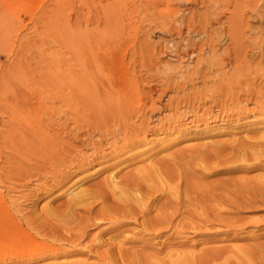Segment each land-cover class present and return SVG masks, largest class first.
<instances>
[{"label": "bare ground", "instance_id": "6f19581e", "mask_svg": "<svg viewBox=\"0 0 264 264\" xmlns=\"http://www.w3.org/2000/svg\"><path fill=\"white\" fill-rule=\"evenodd\" d=\"M133 1L134 3L128 4L129 2L127 3V1L125 0H113L111 2L108 1L105 6L103 5L104 7L103 9H101V12L106 16V20L101 19L102 17L100 19L103 20L104 23L106 22V24L103 29L100 28L101 30H98L97 28L96 30H93L92 28L83 26V61H80L82 67L80 69L81 71H77L79 73L71 77L73 82H77L78 86L83 88V96L87 97L88 95L87 98H89L85 99L86 97H83V115L78 112L74 114L72 113L73 115L65 113L63 115L57 116L58 118H56L55 116H38L36 118H33L31 121L28 120L30 122L29 135H24L22 132V135H19V130V132L17 131V133H19V141H15L14 139H12L15 142L20 143V146L18 147L19 150H21L23 153L26 151H30V153H33V157L31 158H27L29 154L26 155L25 153L24 155L20 151L18 152L19 154L17 153V155H20L19 157H22V159H27L24 160L25 162L27 161L30 164L27 165L23 163L22 160L20 161L15 158L16 160H18L16 161L14 159V155L16 153L13 155V159L15 160L14 162L13 159H11L12 156H9V153L7 152L8 156L11 157L10 159L13 161H9V165L7 166L8 169L12 170L17 176H21L27 173L28 175L32 176V179L34 178V188H32L31 190L28 187L31 192L33 191L34 197H37L38 193L46 195L50 194L54 188L56 189V187H60L65 183H68L70 178L75 177L77 173H83L81 176H79L81 179H85L88 176L90 177L91 175H86L85 173L94 163H105L106 165H104L103 170L107 171V174L105 175V177H103V180H94L92 181V183L86 186L75 188L72 191L70 190L71 192L69 191V195L67 194L68 196L58 205L52 207L47 206L46 210H44L46 211L44 212V214L46 213L45 216H48V219L45 217L47 220L46 223L49 222L48 224H46V227L44 226L43 228H40L39 226V229L37 228L38 225L37 227L28 225L29 227L28 229H26L23 228L24 226H21L22 224L19 225L17 223L18 221H14L15 225L11 222L13 227L10 226L9 221H0V249L1 246H7V248L10 247L11 250L21 251V254L27 256L22 260L25 263L37 264V262H41L42 264L44 262V264H144L145 261L148 262L152 258L154 259L157 257H153L152 254L147 253L146 249L144 250V248V251H139V246L148 248L150 246L151 249V247H153V244L151 243L153 239L155 240L157 237H161L162 235H165L164 233L169 232L167 238L165 239L167 240L168 247H172L173 243L169 244V242L171 241L168 240L172 239V236L176 234V232L179 233V230L183 227H185L184 229H188L186 226H188L191 230L194 229L196 231V228L198 230L197 223H199L200 225L205 223L203 221H209L210 223L211 218L210 220L208 219V217L206 216V212H209L210 214L212 213L215 217H217L219 215V211L226 209L225 207L227 205H224V207L222 203L229 204L231 207L233 206L234 209L236 208V210L240 211H242V208L245 210V208L249 206L254 207V205H256L255 203L257 202H262L261 204L257 203L260 205L264 204V179L248 181L242 178H238L237 176L236 178H227L225 180L217 179L218 182L216 184H204V182H198V180H201V178L203 179V177L206 176V173L209 171L211 166L214 165L213 163L219 165L220 168L218 170L222 172L226 171L227 173L242 170L245 171L249 167H259V163H252V166H247L241 164V161L250 162V160L257 161L261 158H264V134L261 136H259L258 134V137L256 135H253L252 137H254V139H252V141H250L249 139L248 141H245V138H239V140H237V143L231 145H218L217 149H215L213 147L214 145H212L211 147L215 151V153L213 152V154L207 152L209 149L203 150V152L206 151L203 154V152L200 151V149L202 148V146L200 145V149H197L196 147L194 148L195 150L197 149V151L199 150V152L196 151V154H190L192 148L189 150L190 155H188V158V153H186L187 150L184 151V153L182 151L183 148L182 150L181 148L180 150L177 149L176 152L174 151L169 155L167 154L169 151L166 152V154L170 156V158H156V154L153 156V154H151L152 152L150 154L148 153V150L146 154L145 151L140 152L139 150H136L135 147L147 143L145 141H153L151 139L148 140L147 134L155 135L158 132L166 130V128L169 129L167 131L168 133L174 132L177 135L181 132L183 133V131L179 128V126L182 124L180 118L182 119L183 114L185 115L186 112H183V114L182 112H179L178 114L175 113L177 115H173L172 117L167 118L166 127H163V121L160 119L157 121V123L151 125L150 117L148 116V114L146 116L144 112L145 106L149 104V101L147 103V100L143 98V100L139 101L133 99V97L136 96L134 95L135 92L139 88L141 90L143 85L142 84L141 87H138L139 80H137V78H140V76H136L137 72L135 75L134 70L130 67L131 71H133L130 73V70L128 71V69H126L127 72H125V74L122 73L123 75L120 77V79L118 78L117 81L113 82L107 78L109 75L108 69L112 68L113 66L114 68L119 67L120 64L124 65L127 62L128 63L126 65H138L139 63V67H143L145 68V70L147 69L148 72L150 69H157V64L159 63L160 65V62H164L160 61L161 59L159 60L158 55L161 54L162 56L164 54L170 56L171 59L173 58L181 61L183 60V57L191 58L193 60V64L195 63L194 65L192 64V67L186 69L189 70L187 74L185 73L186 71H184L185 69L183 70L184 72L180 74L179 72L181 70H179V75H177L176 72H172L171 74L170 71H172V69H169L170 71H168V69L162 70L164 77L168 80V83L174 81L176 83L175 85H180V83L182 82V87H178L181 90H183L182 88L186 86L188 82H192L193 84L194 79H197L198 81L201 80L204 86H207L206 83L208 81L212 83L211 85H226L225 81L229 80L230 82L231 76L229 77V74H224L226 71L225 67H227L228 64L231 65L237 60L240 62H238L239 64L245 62L243 51L244 41L242 42L241 38L242 36H244L243 30L245 24H247V21L245 20V12H243L244 10L242 11L240 9L244 4L238 3L236 0H227L228 3L226 0H224V3H215L213 9L211 7V9L202 11V15L198 14L201 17H197L195 11L191 10L189 12H186L185 8H180L181 5L187 3L188 1L191 2L192 0H178V5L174 4L175 6L173 7H170V3H172V1L168 5L166 4V10L171 12L168 15L166 11V14H163L164 11L162 10V13L160 8L158 7L161 3L163 4L165 1L169 2L170 0H139L138 2L137 0ZM218 1L221 2V0ZM232 1L235 2L234 4L236 8H239L236 9V11L233 13L235 16H233V21L230 22L228 28H226L227 32H224V28L218 29V27L215 26L216 24H219L221 20V18L219 19L218 17L216 9L218 10V6L220 4L226 3L225 5H228ZM248 1V4H253L256 0ZM262 1L264 2V0ZM202 2L204 3V1ZM237 10H239V12ZM136 11H140L141 13H143V19H146L147 21L150 20L151 23L156 20L154 22L155 27L158 28V30L162 31V33H166L169 36H172V39L169 38V40H167L165 43H162L161 41L160 43H158L159 40H157L156 42H151L148 38H146V31L141 30L143 28L141 27V23L137 24V29H135V27L133 26V22L136 20L133 19L137 18L138 15H141L140 13L138 15L135 14ZM253 11L255 12V15L258 16V19L264 16L262 13L260 14V10L258 9H254ZM203 18H206V20H204ZM140 20L142 19L138 18L137 22H140ZM141 22H143V20ZM151 27L153 28L154 26L152 25ZM152 28L150 29L154 30ZM132 32L135 35L134 39H136L137 44H131V53L129 51L130 57H127L128 60L126 62V57L125 59H123V56L120 55L118 46L126 37L134 36L132 35ZM223 34L231 39L230 41L233 42V45L232 47L230 46L231 48H226V50H223L222 53L219 54L217 53V47L221 42V37L223 36ZM125 51L128 52L127 49ZM158 60L159 62L156 63ZM236 67H234V65L232 66L231 75H234L235 73L238 74L241 69L243 71L242 67L240 69V66H238L240 70L236 69ZM114 68L112 70H114ZM137 69L139 68L137 67ZM143 71L141 70V72ZM214 71L220 73L221 71H223V75H226V77L221 76L218 83H216V79L213 81L214 78H210L208 79V81H205L207 80L206 77L209 72L212 74ZM227 71L230 72V69ZM156 72L158 73V71ZM202 72L204 73V75L206 74V72L208 74L204 76ZM243 73L242 75L245 77V73ZM216 75L217 74L215 73L214 76ZM199 83L197 88H199V85L201 84ZM192 84L190 85L192 86ZM204 86L201 87V90L205 89ZM197 88L195 87L193 89L197 90ZM207 88L208 87H206V89ZM162 89L163 88L160 89V92ZM188 90L186 91L185 89L186 93L189 92ZM200 92L204 94V91ZM237 92L236 95L238 94ZM194 94L196 95L197 93L194 92ZM190 95L191 92L189 96ZM229 95L230 94H228V97ZM173 96L175 97L174 93ZM176 97L178 98V95ZM184 97L185 99L183 97H180L179 99H173L172 97V99L167 98V100L165 99L166 103H164V105H167L168 107L172 106L173 109H178L181 106L186 107L190 102H192L191 100L193 99H186V97L188 96ZM165 100L163 102H165ZM157 102L158 100L156 99L150 100V104L147 105V109L151 110H149V112L147 111L148 113H150L151 111L153 112V110L158 108L156 105ZM203 103L204 102H202V104ZM205 106L207 105L205 104ZM196 107L197 106L195 105V108ZM202 107L204 108V105ZM192 112L194 113V110ZM215 113L217 114V112ZM199 114L200 113H198V116H200ZM212 115L214 116V114ZM132 119H140V121L138 120L139 123L134 124ZM214 120L215 117L210 121ZM190 121L192 124H195V119H192ZM45 124H50L52 128H46L47 126ZM43 125L46 127H44ZM25 126V128L28 129L29 125ZM183 126L185 127L184 124ZM5 136L6 135L4 134L3 137L5 138ZM7 136L5 139H8V142L9 140L12 142L11 138L9 139V137L11 136ZM18 138H16V140ZM235 138L236 137H234V139ZM226 141L229 140H225V142ZM225 142L223 141V143ZM230 143L233 142L231 141L228 144ZM161 147L162 146H160V148ZM168 147L169 145L167 146V148ZM182 147H184L185 149V146ZM211 147L209 146V148ZM10 149L9 151L13 152V150ZM194 149L193 151L195 152ZM226 151L228 154L225 153ZM160 154L161 153H159V155ZM167 155L165 157H167ZM129 164L130 166H128ZM132 165L135 166L131 167ZM122 166H128L129 168H131L127 171H123L121 168ZM6 170L5 174L8 173L6 172ZM28 175H26L27 178ZM230 177H233V175ZM195 178L196 180H194ZM30 179L31 177L27 181H30ZM206 179L207 178L205 177V180ZM22 189L25 190L24 188ZM27 193L29 194L30 191ZM27 196L29 197V195ZM10 197L12 198V196ZM218 205H220L221 208L218 207ZM245 205L248 206L246 207ZM222 206L224 207V209H222ZM227 209L229 210V208ZM230 209L232 210V208ZM197 214H199L201 217ZM26 217L27 216L25 215V218ZM185 217L191 219L189 223H183ZM45 218H43V220H45ZM220 218L217 220L215 218H212V220L215 219L214 221L217 222L218 220H223ZM237 220L239 222H242L239 218H237ZM25 221H27V219ZM28 222L30 223V221ZM227 222L228 221H226L225 223L226 227L230 225ZM243 223L244 222H242V224ZM233 224L232 226L234 227L236 225L235 227L237 228V224H235V222ZM238 225L239 227L241 226V224ZM34 227H36V229ZM93 229L97 230L95 232H92ZM32 231L34 233H32ZM127 244H130V246ZM135 244H138V247H136ZM157 249L155 248V252ZM169 250H165V252L170 257L173 255V253ZM218 250L220 251V248ZM175 251L176 250H174V252ZM208 251L210 252V249ZM222 251L223 250H221L220 252ZM248 251L245 250V253ZM152 252L155 253L153 250ZM161 252H163V250ZM220 252L215 251L214 253L217 254V257H219L221 256L219 255ZM156 253L158 254L159 252ZM214 256L216 257V255ZM67 257H72V259H64ZM163 257L167 258L166 254ZM59 258H63L64 260L61 261V259L59 260ZM89 258H91V261L88 260ZM225 258H223L224 260L222 259V262L226 263L227 258ZM56 259H58L59 261H57ZM209 260V258H206L203 259V261L200 260L201 262H199L207 264V261L208 263L211 262V260L210 262ZM169 262L171 264H181L179 261L173 262L172 260ZM192 262L195 263L193 259Z\"/></svg>", "mask_w": 264, "mask_h": 264}, {"label": "rangeland", "instance_id": "374dc122", "mask_svg": "<svg viewBox=\"0 0 264 264\" xmlns=\"http://www.w3.org/2000/svg\"><path fill=\"white\" fill-rule=\"evenodd\" d=\"M108 1L111 2L113 0H0V177H1L0 178V182H1L0 183V221H3V222L9 221V224L11 227H13L11 222L15 225V222L17 221L19 225L22 224L21 226L22 227L24 226L23 228H26V229H28L29 227L28 225L36 226V227L38 225L37 228H39V226L40 228L41 227L43 228L44 226L46 227L47 226L46 224L49 223V222L46 223L47 221L46 218L48 219V216L46 217L45 216L46 213L44 214V212H46L44 210H46L47 206L52 207V206L58 205L62 200H64L69 195L68 193L70 190L72 191L75 188L86 186L92 183V181L94 180H97V181H99V179L103 180V177H105V175L107 174L106 173L107 171L103 170L104 165L106 164L97 162L91 165V167L85 173L86 175H91L90 177L88 176L85 179H81L79 176H81L83 173H77L75 177L70 178L68 183H65L64 185L60 187L58 186L56 187V189L54 188L50 194L46 195V194L38 193V196L34 197L33 191L31 192L32 188H34L35 186L34 185L35 181H33L34 178L32 179V176L28 175L27 173L21 176H17L12 170L8 169L7 165H9V161H12L11 159H13V155L15 153L16 154L14 155V159L16 158L20 161L22 160L23 163L30 165L27 161L26 162L24 161L27 159L25 158L22 159V157H19L20 155H17L19 151L20 152L22 151L19 150V147H18L20 146V143L15 142V141H19V138H18L19 133H20L19 135H22V133L24 135H29L30 122L28 120L31 121L33 118H36L38 116L39 117L40 116H43V117L55 116L56 118H58L57 116L63 115L65 113L73 115L74 113L79 112L80 114L83 115V97H84L82 93L83 88L79 87L77 82H76L77 84L73 82L71 77L79 73L77 71H81L80 69L82 67L80 61H83V26H87V28H92L93 30H96V28L98 30L103 29L106 24V22L104 23L103 20H106V16L101 12L102 11L101 9H103V7L106 5V3H108ZM125 1H127V3L129 2L128 4L134 3L133 0H125ZM130 1H133V2H130ZM138 1L139 0H137V2ZM171 1L172 3H170ZM202 1H204V3ZM202 1L201 0H195V1L192 0L191 2L188 1L189 3L187 2L181 5L180 8L182 9L185 8L186 12L193 10L195 11L197 17H201L198 14L202 15L203 13L202 11L211 9V7L213 9L214 4L217 2L218 3L225 2L224 0H221V2L218 0H202ZM236 1L238 3L244 4L243 7L241 5L242 8L240 9L242 11L244 10L243 12H245V20L247 21V24H245V27L243 30V35L245 37L242 36L241 38V41L242 42L244 41L243 51H244V56H245V62H242L241 64H239L240 62L237 60L233 62L231 65L228 64V66L225 67V70L227 71L230 69V72L227 71L228 72L227 73L225 71L224 74L226 75L229 74L228 75L229 77L231 76L230 82L229 80H227L225 81V83L228 87H231V88H228L225 84L211 85L212 83H210L208 79L214 78L213 81L216 79L215 81L216 83H218L220 81L221 76L226 77V75H223V71H221V73L214 71L212 74L210 72L209 74L206 72V74L209 75V77L207 75L206 77L207 80H205V81H208L206 83L207 86H204L200 79H199L200 81H198L197 79H194L193 84L192 82H188L187 83L188 86L186 85L182 88L184 90L183 91L180 89L182 87L181 86L182 82L180 83V85L177 84L178 86L175 85L176 83L174 81H172L171 83H168V80L164 77L162 70L168 69V71H170L172 69V71H170L171 74L172 72H176L177 75L186 71L185 73L187 74L189 70H186V69L187 68L189 69L195 64V63L193 64V60L191 58L183 57L182 61L178 59L177 61L176 59H173V58L171 59V57L168 55L163 54L161 56V54H159L158 55L159 60L161 59L160 61H164V62H160L161 64L159 65L158 63L159 60H158L156 62L158 63L156 66L157 69H150L148 72L147 69L145 70V68L139 67L140 65L139 63L138 65L137 64L136 65L134 64L126 65L128 63L127 60L130 57L129 51L131 49L130 48L131 44L132 43L137 44L136 39H134L135 38V35L133 34L134 29L132 32V35L134 36L126 37L120 43V45L118 46L120 55L123 56V59H125L126 57L125 60L127 63L124 65L120 64L119 67L115 66L117 70L116 68H114V66L110 68L111 70L108 69L109 75L107 78L114 82V81H117L118 78L120 79V77L123 75L122 73L125 74V72H127L126 69H128V71L130 70L129 71L130 73L134 70L135 75L137 72L136 76L137 77L140 76V78H137V80H139L138 87L139 86L141 87L142 84L143 85H142L141 90L139 88L135 92L134 95L136 96H134L133 99H136V101L145 99L147 100V103L149 101V104H150V100H155V99L158 100L156 104L158 108L153 110V112L151 111L150 113H148L149 110H151V109L149 110L147 109V105L149 104L145 106V109H144L145 111L142 109L145 112V115L147 116L148 114V116L150 117L151 125L157 123V121L160 119L163 121V124H164L163 127H166L167 118L172 117L173 115H177L179 112L180 113L182 112V114L183 112L184 113L186 112L185 115L183 114L182 119L180 118L182 126L180 125L179 128L180 130L183 131V133L181 132L178 135L174 132L168 133L167 131L169 129L166 128V130L162 132H158L157 133L158 135L155 134L156 136L154 134L152 135L147 134L148 140L151 139L153 141L151 142L145 141L147 143L138 145L137 147H135L136 150H139L140 152L145 151L146 154L148 150L149 154L151 152L153 156L156 154L155 155L156 158L164 157L166 159V158H170V156H168L169 154L173 153L174 151L176 152L177 149L180 150L181 148L182 150L183 148L182 150L183 152L187 150L186 153H188L187 154V158H188V155L192 153L196 154L197 152H199V150L197 151V149H200L201 146H202V148L200 149L201 152H203V150L209 149L207 152H210L211 154H213V152L215 153V151L211 147L212 145H214L213 147L217 149L218 145L220 146V145H225V144L226 145L235 144L238 142L237 140H239V138L240 139L245 138L244 139L245 141H248V139L252 141V139H254V137H252L253 135H256L258 137V134L259 136L264 134V128H263L264 127V113H263L264 112V56H263L264 55L263 54L264 53V16L258 19V16H256L255 12L253 11L254 9H258L260 10L259 11L260 14L262 13L264 15V4H263L264 2L262 0H256L253 4L252 3L248 4L247 3L249 2L248 0H245V1L236 0ZM165 2L163 4L161 3L158 8H160L161 12L162 10L164 11V13L162 12L163 14H166L165 13L166 11L168 15L171 12L166 10L167 5L169 3H170V7L178 5L177 4L178 0H170L169 2L168 1H165ZM234 3L235 2L232 1L228 5H225L226 3L220 4L218 6V10L216 9L218 17L219 19L221 18V20L219 24H216L215 26L218 27V29L224 28L225 29L224 32H227L226 28H228L229 23L232 22L234 19L233 16H235L233 13L236 11V9L239 8V7L236 8ZM101 5H102V8H101ZM205 6L209 8H206ZM189 7L190 8L192 7V8L190 9ZM237 11L239 12V10ZM136 12L135 14L138 15L140 13L141 15L140 16L138 15L137 18L133 19V20L136 19L133 22V26L135 27V29H137L136 28L137 24L141 23L142 24L141 27H143L141 30L146 31L147 33L146 38H148L151 42H156L157 40H159L158 43H160V41L162 43H165L167 40H169V38L172 39V36H169L166 33H162V31L158 30V28L155 27L154 22L156 20L151 23L150 20L147 21L146 19H143V16H144L143 13H141L140 11L139 12L136 11ZM97 15L99 18L97 17ZM100 18L103 20H101ZM138 18H141L143 22H141L142 20H140V22H137ZM203 19L206 20V18H203ZM101 23H102V27H101ZM152 25L154 26L153 28L151 27ZM150 28L154 30H151ZM225 36L226 35L223 34V36L221 37V42L219 41L220 43H219V46L217 47L218 48L217 53L219 54L222 53L223 50H226V48H231L233 45L232 44L233 42L230 41L231 39ZM126 49L128 50V52L125 51ZM233 65L234 67L237 66L236 69H239V68L241 69L242 67L243 71L242 69L241 70L239 69L241 72L239 71L238 74L235 73L236 75L235 74L231 75V71H232L231 68ZM238 66L240 67L238 68ZM130 67L131 69H133L132 71ZM137 67L139 69H137ZM113 68L114 70H112ZM141 70L142 71L144 70L145 72L144 71L141 72ZM179 70L181 71L179 72ZM156 71H158V73ZM215 73L219 75L218 76L216 75L217 76L216 77L214 76ZM242 73L245 75V77L242 75ZM202 74L204 75L203 72ZM189 83L192 84V86ZM198 83L200 84L199 88H197ZM193 86H195L197 90L193 89L195 88ZM202 86H204L205 89L202 88L203 90H201ZM206 87L208 88L206 89ZM161 88L163 89L160 92ZM185 89L186 91L188 90L189 92L186 93ZM200 91H204V94ZM190 92H191V95L189 96ZM194 92L197 93L198 95L197 94L195 95ZM236 92L238 93L237 95H236ZM173 93L175 94V97L173 96ZM176 94L178 95V98L176 97L177 96ZM228 94H230L231 96L229 95L228 97ZM183 95L188 96L186 97V99L191 98L194 101L190 99L192 102H190L186 107L181 106L178 109H175V108L173 109L172 106L168 107L167 105H164V103H166L167 98L168 99L169 98L179 99L180 97H183L185 99ZM87 97L85 99H89ZM164 100L165 102H163ZM202 102L204 103L202 104ZM193 104H194V107H193ZM205 104L207 106H205ZM195 105L197 106L196 108H195ZM203 105H204V108L202 107ZM193 110H194V113L192 112ZM187 111H191V112H187ZM197 112L200 113L199 114L200 116H198ZM215 112H217V114ZM194 114L196 117L194 116ZM212 114H214V116ZM166 115L167 116L169 115V116L167 117ZM212 116L213 118L215 117L214 121H210L211 119H213ZM234 117H237V118H234ZM191 118L195 119L194 121L195 124L191 123L190 121L192 120ZM132 120L134 124H138L140 121V119H138L139 121L136 119H132ZM183 124L185 125V127L183 126ZM25 125L27 126L29 125L28 129L25 128L26 127ZM46 126L44 127L52 128L50 124L49 125L47 124ZM69 126H70V123H69ZM17 131L19 133H17ZM4 134L6 136L7 135L11 136V137L7 136V137H9V139L11 138V140L14 139L15 141L12 140L13 142L12 143L9 140L10 142L9 143L8 139H5L6 136L5 138L3 137ZM232 136L236 138L234 139V137ZM16 138L18 139L16 140ZM225 140H229V141H226L228 143L231 141L233 143L228 144L225 142ZM223 141L225 143H223ZM161 143H163L164 145ZM13 145L15 147L17 146L16 147L17 151L15 150V147ZM168 145H169L168 147L169 149L167 148ZM208 145L212 149L209 148ZM160 146L162 147L160 148ZM182 146H185V149ZM195 147L197 148L196 150L194 149ZM164 148H167V149H164ZM191 148H192V151L194 149L195 152L191 151V153L189 154L190 152L189 150ZM9 149L13 150V152L9 151ZM7 152L9 153V156H12V158L8 156ZM166 152H168L167 153L168 155L166 154ZM25 153L26 155L29 154L27 158L33 157L32 156L33 153H30V151H26L23 154L25 155ZM159 153H161L160 154L161 156L159 155ZM225 153H227V151ZM166 155L167 157H165ZM14 159L13 161L15 162L16 159L15 160ZM263 161H264V158H261L260 160H257V161L250 160V162L241 161V164H244L247 166H252L253 165L252 163H259V167H254L255 169L253 167L251 168L249 167L245 170L246 172L242 170V171L228 172V173L226 171L222 172L218 170L220 168L219 165H217L216 163H213L215 166L212 165L210 168L211 170L209 169V171L206 173V176H204L203 179L200 177L202 181L198 180V182H201V183L204 182V184L205 183L216 184L218 180H225L227 178L228 179L236 178L237 176L238 178H242L248 181L264 179ZM128 166H130V164ZM128 166H122L121 168L123 171H127L128 169H130L131 167H134L135 165H132L130 168ZM124 167L127 169H125ZM5 170L8 173L5 174ZM26 175H28V178ZM232 175L233 177H230ZM29 176L31 177V179L30 181H27L30 178ZM260 176L263 178H261ZM205 177L207 178L206 180H205ZM194 180H196V178ZM28 187L31 190H29ZM11 188L13 189V191ZM22 188H24L25 190H23ZM29 191L30 193L28 194L27 192ZM27 195H29V197ZM10 196H12V198ZM12 203H15V204H12ZM257 203H260V202H257ZM257 203H255L256 205L253 204L254 207L253 206L247 207L248 205H245L247 208H245V210L242 208V211L236 210V208L234 209V207L233 206L231 207L229 204L222 203L223 206L227 205L226 207L225 206L224 207L226 209L229 208V210L224 209V207L222 206L223 207L222 209L224 210L220 209L222 211L218 212L219 215L217 217H215L212 213L210 214L209 212H206V216L208 217V219L210 220L211 218L210 223L209 221H203L206 223V224L204 223L205 225L204 224L200 225L199 223H197L198 230L196 228V231L194 229L191 230L188 226H186L188 229H184L185 227L180 229L179 230L180 234L176 232V234H174L175 236L173 235L175 238L172 236V239L168 240V241H171L169 242V244L173 243L172 244L173 248L168 247L167 240L165 239L167 238L169 232L164 233L165 235H162L161 237H157L155 240L153 239L151 242L153 244V247H151V249H150V246L149 248L140 247V246L138 247L137 246L138 244H135V246L139 248V251L140 250L144 251L146 249L147 253L152 254L153 257H157L154 259L152 258L148 262L145 261L146 263L144 262V264H164V262L165 264H171L169 261H172V260L173 262L179 261L181 264H196V263L199 264L201 261H203V259H206V258H209L211 260V262L209 260L210 263H208L207 261V264H223V263L224 264H235V263L236 264H240V263L241 264H264V204L260 205L262 202L260 204H257ZM218 207L221 208L220 205H218ZM230 208H232V210ZM25 215L27 216L26 218H25ZM43 218H45V220H43ZM212 218H215L216 220L220 218L223 220H218L217 222V221H214L215 219L212 220ZM237 218H239L240 221L244 223L242 224V222H239ZM26 219L27 221H25ZM234 219H236L237 221ZM190 220L191 219L185 217L183 223H189ZM28 221H30V223ZM226 221H228L227 223L230 224L229 225L230 227L229 226L226 227V224H225ZM25 222H28V223H25ZM231 222L233 223L235 222V224H237V228L235 227L236 225L233 227L232 226L233 223ZM238 224H241V226L239 227ZM199 226H202V227H199ZM36 227L34 228L36 229ZM96 230L93 229L92 232H95ZM33 231L32 233H34ZM127 245L130 246V244H127ZM3 247H6V248H3ZM3 247L1 246V249H0V264H28L22 261L24 257H27V256L21 254V251L11 250L10 247L7 248V246H3ZM160 247H164L165 249L160 248ZM155 248L156 249L160 248L159 250L158 249L156 250V252H159L158 254L155 252ZM219 248H220V251L221 250L223 251L220 252L218 250ZM209 249H210V252L208 251ZM247 249L250 251H248ZM152 250L155 253H153ZM162 250L163 252H161ZM165 250L166 251L169 250L170 252L173 253V255L169 257V255L165 252ZM174 250L176 251L174 252ZM245 250L248 252L245 253ZM215 251L220 252L219 253V255H221L219 256L220 258L217 257L216 253H214ZM164 252L167 258L163 257L165 255ZM214 255H216V257ZM223 258L227 260L226 263L222 262ZM60 259L62 261L64 259L66 260L72 259V257H67L64 259L59 258V260ZM192 259L195 263L192 262ZM56 260L59 261L58 259ZM88 260L91 261V258H89ZM31 264H34V263H31ZM37 264H41V262H37ZM42 264H44V262ZM200 264H203V263H200Z\"/></svg>", "mask_w": 264, "mask_h": 264}]
</instances>
